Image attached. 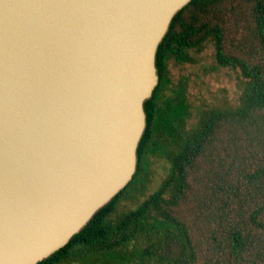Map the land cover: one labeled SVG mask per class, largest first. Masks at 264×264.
I'll return each mask as SVG.
<instances>
[{
    "label": "water",
    "instance_id": "95a60500",
    "mask_svg": "<svg viewBox=\"0 0 264 264\" xmlns=\"http://www.w3.org/2000/svg\"><path fill=\"white\" fill-rule=\"evenodd\" d=\"M190 1L0 0V264L49 258L131 182Z\"/></svg>",
    "mask_w": 264,
    "mask_h": 264
},
{
    "label": "trees",
    "instance_id": "16d2710c",
    "mask_svg": "<svg viewBox=\"0 0 264 264\" xmlns=\"http://www.w3.org/2000/svg\"><path fill=\"white\" fill-rule=\"evenodd\" d=\"M171 65H200V79L230 69L237 97L202 82L193 98L192 75L174 83ZM156 66L133 179L38 264H264V0H191L173 18ZM167 89L175 95L165 98ZM157 150L171 163L167 177L122 209L130 190L144 193Z\"/></svg>",
    "mask_w": 264,
    "mask_h": 264
},
{
    "label": "rangeland",
    "instance_id": "374dc122",
    "mask_svg": "<svg viewBox=\"0 0 264 264\" xmlns=\"http://www.w3.org/2000/svg\"><path fill=\"white\" fill-rule=\"evenodd\" d=\"M208 53L203 54V63L210 66L213 59L211 54ZM198 66L171 65V76L173 78V82L178 83V80H180L182 76L191 74L190 94L193 98H195V95L199 96L201 94L202 91L200 92L199 88L202 85V82L207 83L209 85V89L213 91L222 89V92H224L231 99L237 97L236 78L230 69L223 68L218 71H211L206 75H202V78L200 79L196 76V73L201 72V69ZM204 94H206V91ZM173 95H175L173 90L167 89L165 91V98L172 97ZM149 160V180L146 183V188L142 189L144 193L130 190L127 193L128 195L130 194V197L126 196L120 203V207L122 209L136 207L140 201L154 192L167 177L171 168V163L162 150H157L155 153L151 154Z\"/></svg>",
    "mask_w": 264,
    "mask_h": 264
}]
</instances>
